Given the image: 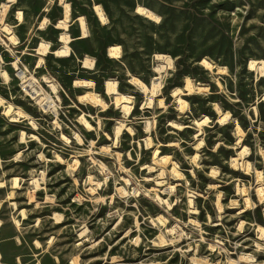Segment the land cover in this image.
<instances>
[{"label":"rangeland","instance_id":"1","mask_svg":"<svg viewBox=\"0 0 264 264\" xmlns=\"http://www.w3.org/2000/svg\"><path fill=\"white\" fill-rule=\"evenodd\" d=\"M63 1L80 59L62 0H0V264H264V0Z\"/></svg>","mask_w":264,"mask_h":264},{"label":"bare ground","instance_id":"2","mask_svg":"<svg viewBox=\"0 0 264 264\" xmlns=\"http://www.w3.org/2000/svg\"><path fill=\"white\" fill-rule=\"evenodd\" d=\"M45 1H48V3H49L52 0H45ZM62 4H63V7H64L63 19L58 21V27L61 28V29H66L67 28V22L69 21V15H70L71 12H70V8L68 7V4L64 3L63 0H62ZM94 9H95V14L98 16L99 20H101V21L104 20L105 17H104V13H103L102 9L99 8V6H97V5L94 6ZM136 11L138 12V14H140V15L146 17V18H149V19H152V20H158L156 14L151 9L147 8L146 6H143L141 4H137L136 5ZM79 20H80L81 28L83 30L82 33H85V29H84L85 27H84V23H83V18L80 17ZM43 21H45V19ZM42 23H41V25H42ZM61 39L63 41H65V42H67L69 40V36L67 35L66 32H62L61 33ZM47 47L48 46H47L46 43H41L39 45L38 50L43 52V51H45L47 49ZM108 51H109V54L111 56H113V57L116 56V51H115L114 47H110ZM65 52H67V46H64L63 49L58 51V53H65ZM158 56H160V55H158ZM161 56H163V55H161ZM84 64H90L89 60L87 58L84 59ZM248 66L251 69L255 68L256 67V62L254 60H250V62L248 63ZM263 67H264V63L262 62V65L259 66V69L262 70ZM21 78H23V75H21ZM140 84H141V87L144 90H146L145 85H143L142 83H140ZM158 86H159L158 78H154L152 80V82H151V91L155 92V90L158 88ZM30 88L32 90L31 91L32 93L38 94V89L37 88L32 87V86ZM105 88H106L107 93L115 94L116 95L115 97L120 99V101H121L120 103H122V107H123L124 111L127 112L128 109H129V106L127 105V102L129 101L128 95L118 93L116 91V89H115L116 87H115V82L114 81H106ZM94 98L97 100V97H94ZM41 100H42V98H41ZM47 105H50V103H48ZM225 118H226V116H225ZM0 224H1V221H0ZM35 244H36L35 246L40 247V244L38 242H35Z\"/></svg>","mask_w":264,"mask_h":264},{"label":"crops","instance_id":"3","mask_svg":"<svg viewBox=\"0 0 264 264\" xmlns=\"http://www.w3.org/2000/svg\"><path fill=\"white\" fill-rule=\"evenodd\" d=\"M93 8V6H92ZM94 10V9H93ZM76 12V13H74ZM95 13V11H94ZM107 15V13H105ZM93 18L95 19L97 25L101 28H107L108 24L106 23H102L100 22L98 16L96 14H92ZM109 17V14L107 15ZM63 17V12H62V7L60 8V17L59 19H62ZM82 17L83 21H84V27L85 30L88 31V34L83 35L82 34V28H81V24H80V20L79 18ZM21 23L17 22L14 25V28H20L21 26H19ZM68 33H69V47H70V52L68 55L66 56H62L65 58H68L70 60H75V59H80L83 56V53L79 52V50L76 48V44L83 42V41H88L89 39H91L92 42H94L95 44H98L99 42V38H96V35L94 34L93 30L89 27L88 25V20H87V15H84V13H81L80 11H73L71 10V19L69 21V28H68ZM16 36L18 37V31L16 32ZM60 42V40H57ZM106 43L113 41L111 39V37H108L104 40ZM52 41H50L51 43ZM57 49V48H56ZM107 49L108 47H105V50L103 51L104 54L107 53ZM54 50H52V53H54ZM81 62V61H80Z\"/></svg>","mask_w":264,"mask_h":264},{"label":"clouds","instance_id":"4","mask_svg":"<svg viewBox=\"0 0 264 264\" xmlns=\"http://www.w3.org/2000/svg\"><path fill=\"white\" fill-rule=\"evenodd\" d=\"M10 3H14L15 0H9ZM35 127V125H33ZM43 158V157H42ZM194 162V161H193ZM129 195H133V193H129ZM138 241H133V243H137ZM251 259V257H249Z\"/></svg>","mask_w":264,"mask_h":264}]
</instances>
